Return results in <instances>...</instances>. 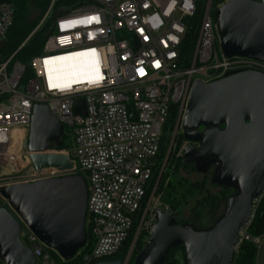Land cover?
I'll return each mask as SVG.
<instances>
[{
    "label": "built area",
    "instance_id": "obj_1",
    "mask_svg": "<svg viewBox=\"0 0 264 264\" xmlns=\"http://www.w3.org/2000/svg\"><path fill=\"white\" fill-rule=\"evenodd\" d=\"M225 2L92 0L56 18L42 54L31 60L32 77L25 80V65L12 64L14 54L4 60L0 56V168H7L0 171V186L66 174L35 169L25 149L34 105H47L64 131L72 132L73 150L66 151L75 163L71 172L82 174L87 183L86 227L92 245L80 264L117 257L138 219L137 234L141 229L151 232L153 226L145 219L149 206L143 212L142 207L172 109L177 118L170 146L182 132L193 83L212 82L237 70L264 73L260 60L223 53L214 13ZM14 17L12 3L0 2V41L6 40ZM193 25L198 26L197 39L189 57L185 45ZM77 53L84 68L80 78L56 79V59ZM80 99L85 100L86 113L75 111ZM184 141L181 156L190 145ZM48 151L56 152L51 145ZM0 199V206L10 208ZM15 216L22 226L20 240L32 249L36 264H62L58 252ZM251 218L235 251L243 241L257 247L263 243L264 235L248 232ZM132 251L125 253V264L131 263Z\"/></svg>",
    "mask_w": 264,
    "mask_h": 264
},
{
    "label": "water",
    "instance_id": "obj_2",
    "mask_svg": "<svg viewBox=\"0 0 264 264\" xmlns=\"http://www.w3.org/2000/svg\"><path fill=\"white\" fill-rule=\"evenodd\" d=\"M226 56L264 62V0H228L214 13ZM7 41H0V52ZM76 113H86L80 99ZM64 126L45 104H35L25 149L35 169L66 174L34 182L0 186L10 208L0 206V260L3 264H36L31 248L20 240L17 214L35 235L64 260L87 242L88 188L85 177L72 173L68 153L50 152L60 145ZM182 138L190 142L183 163L196 171L212 170L211 183L234 190L223 213L205 228L179 223L169 210L157 208L148 243L132 264H163L171 248L183 246L184 264H231L242 228L254 202L264 192V73L237 70L212 82L196 80L182 122ZM1 202V199H0ZM119 254L94 264H125Z\"/></svg>",
    "mask_w": 264,
    "mask_h": 264
},
{
    "label": "trees",
    "instance_id": "obj_3",
    "mask_svg": "<svg viewBox=\"0 0 264 264\" xmlns=\"http://www.w3.org/2000/svg\"><path fill=\"white\" fill-rule=\"evenodd\" d=\"M91 1L56 0L47 14L52 0H0V2L12 3L15 9L14 22L6 36L7 43L0 52L1 60L14 54L12 64L18 61L25 65V80L32 77L31 60L33 57L42 54L47 37L54 31L56 18ZM220 1L225 2L226 0ZM41 21L42 23H40ZM197 29L198 26L193 25L188 31L185 53L189 57L194 51ZM176 118V108L173 107L169 118L167 135L159 152L158 161L163 156L166 146L169 145ZM62 136L64 138L72 137L73 139L72 132L69 129H66ZM179 141H183L182 136H180ZM51 147L60 150L62 148L67 149L71 145L66 144L65 140L61 139L60 145L52 144ZM210 175V173L200 174L196 171L194 164L185 165L181 155H173L167 165V171L163 174L160 207L171 211L179 223L190 221L196 227H202L199 224L202 223L204 218L208 217L214 221L223 213L229 194L225 193L227 188L212 184ZM216 189L218 191L214 192ZM255 205L248 232L253 237H262L264 235V192L259 202ZM86 228L87 242L85 246L72 259H61L63 264H80L84 254L90 250L92 236L90 229ZM124 248L120 254L125 253ZM257 255L258 248L256 244L250 241H243L239 245L238 250L235 251L231 264H257ZM0 264H3L1 260ZM163 264H184L183 246L171 248L166 254Z\"/></svg>",
    "mask_w": 264,
    "mask_h": 264
},
{
    "label": "rangeland",
    "instance_id": "obj_4",
    "mask_svg": "<svg viewBox=\"0 0 264 264\" xmlns=\"http://www.w3.org/2000/svg\"><path fill=\"white\" fill-rule=\"evenodd\" d=\"M72 10H74V9H72ZM170 125H171V123H170ZM172 133H173V131H172ZM181 135H182V132L179 134V136L175 140H173V142L171 140L172 145L170 146V144H169L168 146H166L163 156L161 158H159L158 165H157L155 174L153 176V180H152L151 185L148 189V197L146 198V200L143 204V207H142V212H143L146 209V207L149 206L148 212L146 215L147 218L145 217L146 222H147V226H149V225L153 226L156 223L155 211L157 208H161L160 207V196H161V184L163 181V174H165V172L167 171V165L170 163L171 157L173 155L178 156L180 153V149L185 144L184 139L182 142L179 141V138ZM61 139L65 140L66 144L71 145V147H68L67 149L62 148L60 150L52 148V150H54L56 152H64V153H66V151H68V149L70 151H72L73 150V139H72V137H65L64 138V136H62ZM171 139H172V137H171ZM5 169H7V168H0V171L6 172L7 170H5ZM210 179H211V175H210ZM215 191H218V189L214 190V192ZM233 192H234V190L231 188H227L225 190V193L229 194V195L232 194ZM140 217L141 216H139V218ZM212 222H214V221H212L211 218L206 217L203 219L202 223L199 224L202 227H199V226L198 227L199 228L208 227V226H210V224H212ZM139 223H140V219L137 220V223L133 229L132 235L128 239L126 246L124 248L125 253H128L132 248L133 256H132L131 262H133L135 255L148 243L150 233H151L148 230L141 229L139 234H137ZM136 234H137V236H136ZM257 248H258L257 263L258 264H264V240H263L262 245L260 247H257ZM60 262L62 263L63 261L60 259Z\"/></svg>",
    "mask_w": 264,
    "mask_h": 264
},
{
    "label": "bare ground",
    "instance_id": "obj_5",
    "mask_svg": "<svg viewBox=\"0 0 264 264\" xmlns=\"http://www.w3.org/2000/svg\"><path fill=\"white\" fill-rule=\"evenodd\" d=\"M83 69L81 53L66 55L56 59L54 76L58 80L72 81L83 73Z\"/></svg>",
    "mask_w": 264,
    "mask_h": 264
},
{
    "label": "flooded vegetation",
    "instance_id": "obj_6",
    "mask_svg": "<svg viewBox=\"0 0 264 264\" xmlns=\"http://www.w3.org/2000/svg\"><path fill=\"white\" fill-rule=\"evenodd\" d=\"M212 170H213V168L211 169L210 174H212Z\"/></svg>",
    "mask_w": 264,
    "mask_h": 264
},
{
    "label": "crops",
    "instance_id": "obj_7",
    "mask_svg": "<svg viewBox=\"0 0 264 264\" xmlns=\"http://www.w3.org/2000/svg\"><path fill=\"white\" fill-rule=\"evenodd\" d=\"M258 264V263H257Z\"/></svg>",
    "mask_w": 264,
    "mask_h": 264
}]
</instances>
